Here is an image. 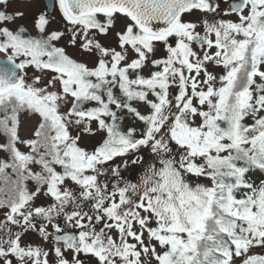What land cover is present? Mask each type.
Masks as SVG:
<instances>
[{"label": "snow or ice", "instance_id": "6c2138e0", "mask_svg": "<svg viewBox=\"0 0 264 264\" xmlns=\"http://www.w3.org/2000/svg\"><path fill=\"white\" fill-rule=\"evenodd\" d=\"M9 4L0 264H264V0Z\"/></svg>", "mask_w": 264, "mask_h": 264}, {"label": "rangeland", "instance_id": "374dc122", "mask_svg": "<svg viewBox=\"0 0 264 264\" xmlns=\"http://www.w3.org/2000/svg\"><path fill=\"white\" fill-rule=\"evenodd\" d=\"M45 0H16L10 2L9 11L22 10L25 12V18L23 20H17L18 24H24L25 26L32 27V16L34 12L39 8L43 7ZM55 26V25H53Z\"/></svg>", "mask_w": 264, "mask_h": 264}, {"label": "flooded vegetation", "instance_id": "af4514ba", "mask_svg": "<svg viewBox=\"0 0 264 264\" xmlns=\"http://www.w3.org/2000/svg\"><path fill=\"white\" fill-rule=\"evenodd\" d=\"M13 1H16V0H10V2H13Z\"/></svg>", "mask_w": 264, "mask_h": 264}, {"label": "water", "instance_id": "95a60500", "mask_svg": "<svg viewBox=\"0 0 264 264\" xmlns=\"http://www.w3.org/2000/svg\"><path fill=\"white\" fill-rule=\"evenodd\" d=\"M45 2H46V0H45Z\"/></svg>", "mask_w": 264, "mask_h": 264}]
</instances>
